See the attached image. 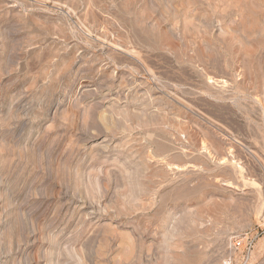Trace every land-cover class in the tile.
Returning <instances> with one entry per match:
<instances>
[{"label": "rangeland", "instance_id": "1", "mask_svg": "<svg viewBox=\"0 0 264 264\" xmlns=\"http://www.w3.org/2000/svg\"><path fill=\"white\" fill-rule=\"evenodd\" d=\"M0 264H264V0H0Z\"/></svg>", "mask_w": 264, "mask_h": 264}]
</instances>
